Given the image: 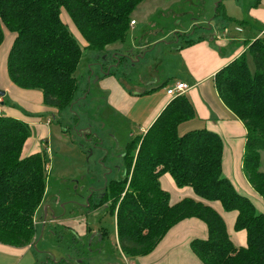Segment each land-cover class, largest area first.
<instances>
[{
  "label": "trees",
  "instance_id": "obj_1",
  "mask_svg": "<svg viewBox=\"0 0 264 264\" xmlns=\"http://www.w3.org/2000/svg\"><path fill=\"white\" fill-rule=\"evenodd\" d=\"M143 1L0 0V45L4 31L13 35L5 63L7 79L18 89L39 91L45 107L72 108L83 49L104 56L109 48L123 43L130 15ZM62 16L84 43L83 49ZM246 50L253 72L243 52L214 75L213 84L218 99L246 131L242 169L264 201V172L260 171L264 34L248 43ZM195 117L182 94L170 100L144 134L129 138L123 151L125 175L105 186L109 212L115 216L117 245L126 258L145 256L172 226L195 218L207 229L205 240L190 243L202 264H264V213L223 176L220 137L205 129L178 134V127ZM30 136L24 121L0 115V244L14 248L34 242V217L46 188L44 153L22 156ZM164 175L176 188H190L199 200L184 198L171 205L169 194L160 186ZM215 202L224 212H236L233 230L244 232V247L233 244L224 220L208 206Z\"/></svg>",
  "mask_w": 264,
  "mask_h": 264
},
{
  "label": "crops",
  "instance_id": "obj_2",
  "mask_svg": "<svg viewBox=\"0 0 264 264\" xmlns=\"http://www.w3.org/2000/svg\"><path fill=\"white\" fill-rule=\"evenodd\" d=\"M222 1L219 0L215 10V13L222 17V21L215 26L209 24L210 26L201 30L202 34L183 39L181 44L179 40L176 41L171 51V61L165 63L164 60H161L159 62L160 67H163L160 74L151 79L135 80L129 79V77L120 79L118 78L119 74H116L117 70H115V75H111L110 69H107L104 77L101 80L98 79L97 85L105 95L110 112L112 114L115 112L123 118V121L128 125L129 132L132 127L137 130L138 134L136 135H142L170 102L171 98L166 94V90L173 88L177 83L184 84L187 90L183 94L191 103L196 117L181 125L190 126V128L194 126L195 128L191 129L195 130L205 129L220 137L223 176L229 180L239 195L246 197L259 212L264 213V201L251 188L242 169L246 131L241 122L218 99L213 84L214 75L220 69L245 52L248 43L264 34V0H258L257 5L254 0L247 2L242 7L236 4L233 6L236 10L235 14H232L227 3L223 6ZM228 3H230L229 0ZM218 7L222 8V13L216 12ZM238 13L239 15L236 16ZM64 19L65 24L81 40L69 20L65 16ZM135 26L134 22L130 29ZM231 26L234 27L233 31ZM130 37L127 36L123 43L109 48L106 56L108 55L115 62L117 59L123 60L124 57L121 53L127 51L130 52L128 57L132 60V64L134 66L139 64L147 57V53H134L138 47L137 44L135 45V41L130 40ZM12 40L13 35L4 31L3 42L0 45V91L4 92V96L0 97V115L22 120L29 125L31 136L23 147L22 156L24 157L39 153L38 150H33L36 147V141H41L47 135L48 126L54 120L52 113L56 109L43 105L42 95L39 91L18 89L7 79L5 63ZM128 40L131 42L128 47H125ZM188 41H192L191 44H187ZM152 43H155L152 47L153 50L160 44L165 45L162 38ZM82 46L84 48V43ZM173 60L178 63L175 64ZM170 78L174 80L171 81ZM42 115H46L45 122H42ZM50 115L51 117H49ZM110 135L111 138L115 136L114 134ZM133 136L134 134L131 133L128 137ZM27 145L31 147V150L29 154L25 155L24 149ZM36 149L38 148L36 147ZM160 186L169 194L171 205L184 198L199 200L190 188H176L168 175L160 178ZM208 206L224 220L227 234L233 244L244 247V232L236 233L233 230L236 212H224L221 205L216 202L209 203ZM38 212L43 215V219L40 218L37 221L36 216L34 217L36 231L40 225L45 224L48 207L41 203L36 213ZM57 223L77 238L86 237L92 233L87 222H84L82 218L59 219ZM206 238L207 229L202 221L195 218L185 219L172 226L149 254L129 259V261L135 264H202L191 251L190 243L193 240H205ZM34 246L35 244L32 243L25 248H14L0 244V264H58L60 261H63L64 264H74V261L77 264H85L83 260L76 258L75 252L78 247L76 243L71 246L73 257L60 258V261H56L45 249L33 251ZM92 247L90 245L87 250L88 256L94 252ZM100 262L115 264L106 259L99 261L98 258L89 257V264H101Z\"/></svg>",
  "mask_w": 264,
  "mask_h": 264
},
{
  "label": "rangeland",
  "instance_id": "obj_3",
  "mask_svg": "<svg viewBox=\"0 0 264 264\" xmlns=\"http://www.w3.org/2000/svg\"><path fill=\"white\" fill-rule=\"evenodd\" d=\"M229 1L230 3L223 0L222 4L224 6L227 3L232 14H235L233 6L239 4L242 7L251 0ZM218 2L219 0L141 2L130 15V19L136 23L134 31L129 29L127 32L128 37L134 35L130 37L138 47L134 53H147V57L135 66L127 51L121 53L125 56L123 60L117 59L113 62L106 56L107 52L102 56L95 51L83 49L81 40L66 24L77 44L83 49L80 64L75 72L78 82L76 102L72 108L52 113L54 120L48 126L47 135L41 141H36L38 149H33L45 155L46 188L42 205L48 207L45 224L42 223L44 225H40L36 231L33 251L45 249L51 257L60 261V258L73 257L71 246L76 243V258L83 260L85 264H89V257L92 256L99 261L106 259L115 264H125V261H129L117 245L115 216L109 212L110 200L106 195L105 186L110 181L123 179L124 147L129 140L128 136L131 133L135 136L138 132L131 127L130 133L123 118L115 112H110L105 95L98 89V79L104 77L103 72L107 69H110L111 75H115L117 70L116 74H119L120 79L154 78L163 69L159 62L171 61V51L176 41L179 40L181 44L183 39L202 34L201 30L206 29L209 24L215 26L222 21L220 14L215 13ZM216 12L222 13V8L218 7ZM238 15L239 13L236 16ZM62 21H65L64 16ZM230 28L233 31L234 27ZM160 38L165 45L160 44L153 50L155 43L152 42ZM130 42L128 40L125 47H128ZM245 60L252 73L253 65L246 49ZM41 119L45 122L46 115H42ZM191 128L180 125L178 134L195 130ZM110 134H114V138H111ZM30 150L31 147L27 145L24 154H29ZM260 171L264 172V152H261ZM36 214L37 221L43 219L41 213ZM68 218H82L92 233L86 237H75L57 223L59 219ZM90 245L93 246L94 252L88 256ZM74 264L77 262L74 261Z\"/></svg>",
  "mask_w": 264,
  "mask_h": 264
},
{
  "label": "built area",
  "instance_id": "obj_4",
  "mask_svg": "<svg viewBox=\"0 0 264 264\" xmlns=\"http://www.w3.org/2000/svg\"><path fill=\"white\" fill-rule=\"evenodd\" d=\"M134 25V21L130 22V26ZM187 90V87L182 83H177L173 88H169L166 90V94L173 99L179 95H182ZM125 264H135L131 261H125Z\"/></svg>",
  "mask_w": 264,
  "mask_h": 264
},
{
  "label": "water",
  "instance_id": "obj_5",
  "mask_svg": "<svg viewBox=\"0 0 264 264\" xmlns=\"http://www.w3.org/2000/svg\"><path fill=\"white\" fill-rule=\"evenodd\" d=\"M128 54H130V52H128ZM125 57V56H124ZM118 65V64H117ZM116 67V66H115ZM4 96V92L3 91H0V97H3Z\"/></svg>",
  "mask_w": 264,
  "mask_h": 264
}]
</instances>
